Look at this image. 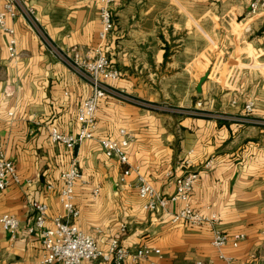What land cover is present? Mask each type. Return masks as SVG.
<instances>
[{"label": "crops", "instance_id": "obj_1", "mask_svg": "<svg viewBox=\"0 0 264 264\" xmlns=\"http://www.w3.org/2000/svg\"><path fill=\"white\" fill-rule=\"evenodd\" d=\"M24 1L58 48L82 58L93 55L100 44L97 0ZM245 3L243 8L213 0H115L113 29L102 43L104 55L120 73L111 85L167 109H190L200 101L206 115L181 116L103 98L95 112L94 139L73 150L52 143L47 129L78 131L76 113L89 86L47 51L23 18L9 22L16 59L8 54L9 35L0 29V153L14 162L21 179L20 186L0 192V215H14L20 223L14 240L0 228V264L39 259L40 234L26 230L34 218L29 203L47 205L51 226L50 219L62 213L61 174L73 160L86 181L74 187L80 212L74 222L100 248L117 237L128 248H158L161 257L150 256L157 264H223L208 228L170 222L181 201L166 210L146 211L134 187L141 177L168 196L174 193V178L197 172L187 198L192 210L215 213L223 231L244 235L237 247L226 246L223 253L233 264H264V125L213 117L237 114L250 100L254 116L264 120V4L246 18ZM233 20L244 27L238 41L243 52L239 66L219 69L222 57L224 64L231 60L238 65L236 39L227 31ZM121 129L131 136L125 147L131 173L123 183L119 175L126 166L107 157L98 143L119 138Z\"/></svg>", "mask_w": 264, "mask_h": 264}, {"label": "built area", "instance_id": "obj_2", "mask_svg": "<svg viewBox=\"0 0 264 264\" xmlns=\"http://www.w3.org/2000/svg\"><path fill=\"white\" fill-rule=\"evenodd\" d=\"M115 0H97L99 4L100 44L93 50V55L82 58L79 52H67L58 48L48 38L46 33L37 24L34 10L24 0H4L0 7V29L9 35L7 50L11 59H16L17 49L14 38V30L9 22L17 17L23 18L39 42L59 62L65 65L71 72L77 75L89 86V94L77 109L76 117L79 123L75 134H63L56 127L50 126L48 131L49 140L52 143L61 144L68 150H73L84 140L94 139L96 130L95 112L99 101L103 98H111L122 104H129L152 111H169L181 116H205L200 101L190 109L166 108L159 104L149 102L125 92L123 89L111 85V81L119 78V70L111 66L103 53L102 43L107 34L113 29V17L111 6ZM264 0H248L247 13L244 17L249 18L258 13ZM244 20V18H243ZM248 29V28H247ZM253 102H244L237 114H215L213 117L227 122H237L247 125H264V120L256 118L253 114ZM208 115V114H207ZM211 115V114H210ZM119 138H102L98 140L104 154L107 157H116L120 164L126 166L119 175V181L123 183L125 177L131 173L128 164L125 147L129 144L131 136L124 130L119 131ZM188 163V161H186ZM197 172H188L183 176L174 178V193L168 196L159 194L152 185L144 178L138 177L134 187L137 194L143 200L142 208L146 211L157 212L166 210L170 204L176 201L183 203L182 208L173 212L170 222L173 224H185L190 227H206L211 231V244L217 250V257L223 264H233V258L223 253L226 246L237 247L244 235L242 233L227 234L220 227L219 216L215 213L204 214L192 210L187 198L192 190ZM63 188L58 193V201L62 213L53 216L51 226H47L48 207L44 202L31 201L30 208L33 210V222L27 226L29 234L39 233L41 255L32 264H83L85 261L101 260L106 264H157L150 259L151 255L161 257V251L156 247L147 245L128 248L121 244L117 237H111L105 248H100L94 238L79 229L74 220L79 216V209L74 203V187L77 182L86 183L82 173L77 168L74 160L67 170L62 172ZM29 182V180H27ZM20 186L21 179L14 162L0 153V192L10 186ZM94 195L97 189H94ZM20 223L17 217L11 214L0 215V228L14 240L17 236ZM120 229L125 230L124 224ZM194 264H213L212 261L197 260Z\"/></svg>", "mask_w": 264, "mask_h": 264}, {"label": "rangeland", "instance_id": "obj_3", "mask_svg": "<svg viewBox=\"0 0 264 264\" xmlns=\"http://www.w3.org/2000/svg\"><path fill=\"white\" fill-rule=\"evenodd\" d=\"M210 1H212V0H210ZM213 1L216 2V3H219V4H228V5H231L232 4V5L236 6V7H243V8H244V6L246 4L245 3V0H213ZM228 8H230V7L228 6L226 9H228ZM235 23H236L235 20H233V22H232L233 28L232 27L231 28L229 27L227 31H228V34L229 33H231V35L233 34V37H235V39H236V41H235L236 42V48H235L236 50L235 51H237V53H238V56H237L238 57L237 60H238L240 58V56H241V52H243L242 50L239 49L240 45H239L238 41L240 40V34H241V31L243 30L244 27L242 28L241 25H239V27H238V25H236ZM222 34L223 33L221 31L220 32V35H222ZM246 36L248 37L250 35H248V34L245 35V38H247ZM249 38H251V37H249ZM244 41H246V40H244ZM242 45H243V42H242ZM216 49H218V47ZM248 50L250 51L251 49L249 48ZM220 54L223 55L221 52H220ZM225 60L226 59L224 57H222L221 59L218 60V62H219V69L225 67L226 64L229 65V66H239V60L238 61L236 60L237 61L236 64H238V65H235V63L232 62L231 60L227 61L228 63H225L224 64Z\"/></svg>", "mask_w": 264, "mask_h": 264}, {"label": "water", "instance_id": "obj_4", "mask_svg": "<svg viewBox=\"0 0 264 264\" xmlns=\"http://www.w3.org/2000/svg\"><path fill=\"white\" fill-rule=\"evenodd\" d=\"M207 75L208 74L205 73L203 76L200 77L199 83H198L197 88H196L197 92H200L201 91V84L206 79Z\"/></svg>", "mask_w": 264, "mask_h": 264}]
</instances>
